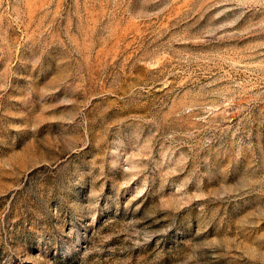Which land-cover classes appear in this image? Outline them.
<instances>
[{
	"label": "rangeland",
	"instance_id": "rangeland-1",
	"mask_svg": "<svg viewBox=\"0 0 264 264\" xmlns=\"http://www.w3.org/2000/svg\"><path fill=\"white\" fill-rule=\"evenodd\" d=\"M0 264H264V0H0Z\"/></svg>",
	"mask_w": 264,
	"mask_h": 264
}]
</instances>
